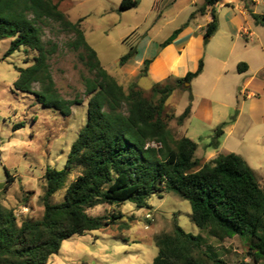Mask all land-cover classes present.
<instances>
[{
    "label": "trees",
    "instance_id": "obj_1",
    "mask_svg": "<svg viewBox=\"0 0 264 264\" xmlns=\"http://www.w3.org/2000/svg\"><path fill=\"white\" fill-rule=\"evenodd\" d=\"M220 1L204 0L189 16L191 20L210 12L205 41L217 29L212 8ZM137 6V0H121L119 11ZM250 14L264 26V15ZM46 20L73 34L68 46L79 51V61L92 74L83 77L88 97L86 121L70 146L63 169L48 168L42 176L40 219L18 223L14 211L0 204V264H45L58 254L64 240L110 228L124 217L119 212L92 216L89 209L131 202L137 209L152 210L149 199L167 193L188 201L190 220L204 235L188 233L175 222L170 232L154 236L157 254L152 264H228L208 239L223 242L234 237L244 245L245 258L253 264H264V184L236 153H220L209 161H200L195 157L197 143L186 136L173 138L168 127L172 119L181 125L189 117L192 95L185 83L202 72V60L185 77L155 85L152 92L156 97L151 100L136 82L124 86L103 68L85 39L83 18L70 21L53 0H0V40L10 39L5 57L21 48L35 54L27 67L15 66L18 76L14 89L32 94L43 107L58 110L63 116H69L71 106L80 101L63 99L55 88L48 61L57 48L50 41H42ZM183 26L162 46L170 43ZM134 53L129 49L120 57V65ZM148 65L145 61L140 76H146ZM241 66L246 68L241 63L238 70ZM174 90L188 92V104L177 117L165 113L166 101ZM222 133L219 125L208 146L217 148ZM5 171L6 183L10 184L13 180ZM61 190L62 199L53 202ZM120 227L128 230L130 224L124 222Z\"/></svg>",
    "mask_w": 264,
    "mask_h": 264
},
{
    "label": "rangeland",
    "instance_id": "obj_2",
    "mask_svg": "<svg viewBox=\"0 0 264 264\" xmlns=\"http://www.w3.org/2000/svg\"><path fill=\"white\" fill-rule=\"evenodd\" d=\"M53 1L59 4L70 21L83 18L81 29L87 43L97 52L101 64L109 69H117L119 58L142 42L138 34L147 32V35L160 41L186 19V15L175 12L176 8L168 4L170 0H138L137 8L126 11H118L119 0ZM165 11L168 14L164 17L161 14ZM171 11L174 13L171 14ZM150 24L152 27L146 31ZM134 26L139 27L136 34ZM42 27V41H50L57 48L48 61L55 88L63 99L78 100L80 103L71 106L69 116H63L58 110L43 107L32 94L16 91L13 87L18 76L15 66L27 67L35 54L21 48L5 57L10 39L0 40V204L14 211L18 223L24 219L41 218L42 176L48 168L63 169L70 146L86 121L88 97L83 77H92L79 61V51L68 46L74 39L73 34L63 31L52 20H46ZM152 82L149 77H141L137 83L146 90L147 98L154 100ZM33 87L39 89L37 84ZM184 100L182 93L173 92L166 101L165 113L181 112ZM168 127L173 138L182 136L183 131L175 119L169 121ZM192 131L190 136L198 144L196 157L203 161L206 157L204 148L210 143L214 131L196 126ZM5 170L13 180L10 184L6 183ZM257 171L261 176L259 182L264 184V167ZM63 193L64 190L59 191L52 201H60ZM24 199L27 202H23ZM148 203L152 210L137 209L131 202L89 209L88 213L92 216L119 212L124 217L110 228L64 240L58 254L52 255L45 264H152L157 254L154 236L170 232L175 222L188 233L204 235L190 220L188 201L176 194L153 195ZM148 212L152 214L153 222L146 220ZM124 222L130 224L128 230L121 229ZM208 243L228 264H253L244 257L245 247L237 237L223 242L209 238Z\"/></svg>",
    "mask_w": 264,
    "mask_h": 264
},
{
    "label": "crops",
    "instance_id": "obj_3",
    "mask_svg": "<svg viewBox=\"0 0 264 264\" xmlns=\"http://www.w3.org/2000/svg\"><path fill=\"white\" fill-rule=\"evenodd\" d=\"M203 1L170 0L168 4L176 8L175 12L186 15L178 28H173L160 41L147 32L138 34L142 42L133 48L135 53L129 60L123 65L118 60L117 69L101 65L124 86L132 81L137 83L141 77H149L154 87L194 72L202 60V72L185 84L190 87L192 95L190 115L177 126L182 129V136L194 140L190 133L195 126L214 131L222 125L218 147H205L206 157L202 162L220 153L233 152L246 161L259 180L261 176L257 170L264 167V26L252 18L250 11L264 15V0L260 6L261 0H222L216 3L212 9L217 15L218 26L206 41L204 33L205 26L211 21L210 12L188 20ZM166 14L167 11L161 15L165 17ZM186 22L187 25L183 26ZM182 26L172 41L162 46ZM138 29L134 26L133 32L136 34ZM145 61H149L147 74L140 76ZM241 63L246 68L241 66L238 70ZM175 91L185 96L183 110L174 111L177 117L188 104V92Z\"/></svg>",
    "mask_w": 264,
    "mask_h": 264
},
{
    "label": "built area",
    "instance_id": "obj_4",
    "mask_svg": "<svg viewBox=\"0 0 264 264\" xmlns=\"http://www.w3.org/2000/svg\"><path fill=\"white\" fill-rule=\"evenodd\" d=\"M145 218L148 222H153L154 221V218L152 216V214L150 212H148L146 215H145Z\"/></svg>",
    "mask_w": 264,
    "mask_h": 264
},
{
    "label": "water",
    "instance_id": "obj_5",
    "mask_svg": "<svg viewBox=\"0 0 264 264\" xmlns=\"http://www.w3.org/2000/svg\"><path fill=\"white\" fill-rule=\"evenodd\" d=\"M138 1V0H137Z\"/></svg>",
    "mask_w": 264,
    "mask_h": 264
}]
</instances>
